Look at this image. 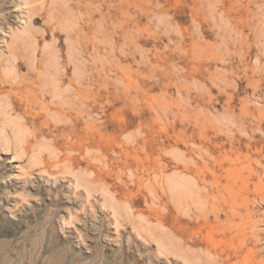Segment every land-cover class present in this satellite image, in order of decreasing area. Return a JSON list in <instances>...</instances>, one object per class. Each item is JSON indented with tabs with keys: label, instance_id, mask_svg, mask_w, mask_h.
<instances>
[{
	"label": "rangeland",
	"instance_id": "374dc122",
	"mask_svg": "<svg viewBox=\"0 0 264 264\" xmlns=\"http://www.w3.org/2000/svg\"><path fill=\"white\" fill-rule=\"evenodd\" d=\"M0 264H264V0H0Z\"/></svg>",
	"mask_w": 264,
	"mask_h": 264
}]
</instances>
